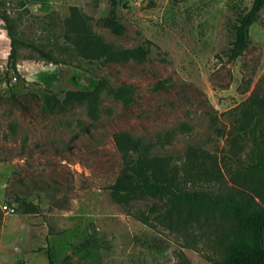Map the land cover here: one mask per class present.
I'll list each match as a JSON object with an SVG mask.
<instances>
[{
	"label": "rangeland",
	"instance_id": "obj_1",
	"mask_svg": "<svg viewBox=\"0 0 264 264\" xmlns=\"http://www.w3.org/2000/svg\"><path fill=\"white\" fill-rule=\"evenodd\" d=\"M253 1L116 0L112 13L108 0H0V264L222 257L228 208L122 201L111 186L126 138H140L180 187L264 206V169L251 167L264 157V9L229 58ZM168 131L172 143L153 144Z\"/></svg>",
	"mask_w": 264,
	"mask_h": 264
},
{
	"label": "trees",
	"instance_id": "obj_2",
	"mask_svg": "<svg viewBox=\"0 0 264 264\" xmlns=\"http://www.w3.org/2000/svg\"><path fill=\"white\" fill-rule=\"evenodd\" d=\"M114 13L116 0H108ZM264 0H254L251 7L244 11L234 25L235 41L229 53L234 59L242 54L248 46L249 30L262 15ZM143 55L150 52L145 44L139 47ZM101 88L107 89L116 99L128 102L132 100V86L114 87L107 79L101 82ZM97 91L90 92V95ZM261 104L262 100L258 101ZM264 105V103L262 104ZM174 131L160 134L153 144L165 146L173 142ZM126 146L133 147V153L121 179L111 188L122 201H129L147 195L168 197L175 207H226L236 219L235 232L223 243L220 259H211L213 264H264V206L229 193L211 195L202 189L180 187L177 184V169L174 165L160 157H152L151 146L140 138H126ZM252 168L264 169V157L260 156ZM208 174V173H206ZM205 174V175H206ZM50 263L55 264L50 257Z\"/></svg>",
	"mask_w": 264,
	"mask_h": 264
},
{
	"label": "built area",
	"instance_id": "obj_3",
	"mask_svg": "<svg viewBox=\"0 0 264 264\" xmlns=\"http://www.w3.org/2000/svg\"><path fill=\"white\" fill-rule=\"evenodd\" d=\"M16 79V78H15Z\"/></svg>",
	"mask_w": 264,
	"mask_h": 264
}]
</instances>
